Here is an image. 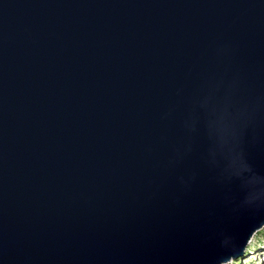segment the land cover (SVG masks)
Here are the masks:
<instances>
[{"label": "water", "instance_id": "95a60500", "mask_svg": "<svg viewBox=\"0 0 264 264\" xmlns=\"http://www.w3.org/2000/svg\"><path fill=\"white\" fill-rule=\"evenodd\" d=\"M264 227V0H0V264H222Z\"/></svg>", "mask_w": 264, "mask_h": 264}, {"label": "rangeland", "instance_id": "374dc122", "mask_svg": "<svg viewBox=\"0 0 264 264\" xmlns=\"http://www.w3.org/2000/svg\"><path fill=\"white\" fill-rule=\"evenodd\" d=\"M250 239L239 260L237 257L222 264H264V227L257 230Z\"/></svg>", "mask_w": 264, "mask_h": 264}, {"label": "bare ground", "instance_id": "6f19581e", "mask_svg": "<svg viewBox=\"0 0 264 264\" xmlns=\"http://www.w3.org/2000/svg\"><path fill=\"white\" fill-rule=\"evenodd\" d=\"M251 237H252V236H251ZM251 237H250V238H251ZM250 240H251V239H250ZM249 243H250V241L248 242V244H249ZM248 244H247V245H248Z\"/></svg>", "mask_w": 264, "mask_h": 264}, {"label": "trees", "instance_id": "16d2710c", "mask_svg": "<svg viewBox=\"0 0 264 264\" xmlns=\"http://www.w3.org/2000/svg\"><path fill=\"white\" fill-rule=\"evenodd\" d=\"M241 257H238L237 259L239 260Z\"/></svg>", "mask_w": 264, "mask_h": 264}]
</instances>
